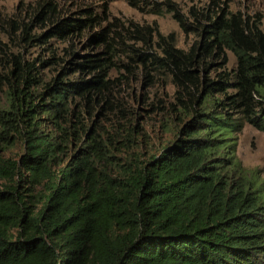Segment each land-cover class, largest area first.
Here are the masks:
<instances>
[{
  "label": "trees",
  "instance_id": "trees-1",
  "mask_svg": "<svg viewBox=\"0 0 264 264\" xmlns=\"http://www.w3.org/2000/svg\"><path fill=\"white\" fill-rule=\"evenodd\" d=\"M112 1L63 17L38 0L28 22L0 23V153L23 145L16 160L0 154V264H264L262 186L226 141L244 124L264 133V29L216 0L185 14L125 0L194 35L183 50L153 23L109 19ZM14 38L64 46L37 65L9 52ZM38 66L54 74L42 82ZM165 79L169 112L190 118L159 155L113 170L143 135L125 93Z\"/></svg>",
  "mask_w": 264,
  "mask_h": 264
},
{
  "label": "rangeland",
  "instance_id": "rangeland-1",
  "mask_svg": "<svg viewBox=\"0 0 264 264\" xmlns=\"http://www.w3.org/2000/svg\"><path fill=\"white\" fill-rule=\"evenodd\" d=\"M38 0H5L0 2V23L8 19L16 21L28 22L32 14L35 12L36 3ZM40 1V0H39ZM54 1V0H53ZM58 5V11L63 17L75 15L79 10L77 6L87 5L86 0H55ZM147 2H161V0H146ZM177 5L180 13L185 14L189 8L200 10L204 8L209 0H170ZM223 4L222 7L231 12H240L253 20H258L260 28L264 29V0H216ZM109 19L118 18L122 21H132L138 24L156 26L161 35L172 33L175 36V47L179 49H187L190 44L196 41L194 35H184L178 29L168 14L161 15L141 13L126 4L125 0H114L107 5ZM95 8V7H94ZM42 31L37 28L31 30V35H39ZM46 46L50 49L60 50L64 44L49 40L44 45L36 44L34 41H20L15 38L8 43L9 52L13 55L19 54L24 60L36 61L40 64L47 59L49 54L46 53ZM72 46H78V42L72 43ZM80 46V45H79ZM8 51V50H7ZM227 65L226 68L233 67V58L229 53H226ZM38 73L42 78V82H46L54 74L55 68L37 67ZM174 88L165 79V83L159 80L149 88H144L140 83H134L128 88L125 94L129 95V108L135 114L131 119V125L142 130L143 135L141 140H137L135 146L128 152L124 153L121 150L114 154L116 162L113 165V170H118L116 163L123 164L125 157L128 160H136L137 166L146 162L150 157L157 156L159 153L169 147L176 139L179 130L190 117H183L180 121L178 114L169 112L168 105L172 101ZM126 98V95H125ZM210 104L206 105V111L211 112ZM99 128L110 129V121L100 120ZM41 126L45 124L41 122ZM140 136V133H139ZM138 137L137 139H139ZM227 146L230 151H233L234 160L241 168L251 173L254 176L256 184L262 186L264 196V133L258 132L244 124L241 131L238 133L229 134L226 136ZM23 152L22 141L15 138L12 143L6 146L1 151L3 158L16 160ZM131 158V159H130Z\"/></svg>",
  "mask_w": 264,
  "mask_h": 264
}]
</instances>
